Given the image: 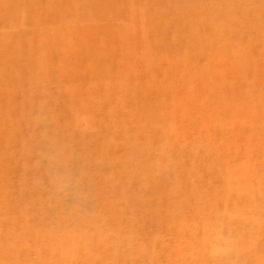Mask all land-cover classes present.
Returning <instances> with one entry per match:
<instances>
[{
	"label": "rangeland",
	"instance_id": "rangeland-1",
	"mask_svg": "<svg viewBox=\"0 0 264 264\" xmlns=\"http://www.w3.org/2000/svg\"><path fill=\"white\" fill-rule=\"evenodd\" d=\"M0 264H264V0H0Z\"/></svg>",
	"mask_w": 264,
	"mask_h": 264
}]
</instances>
